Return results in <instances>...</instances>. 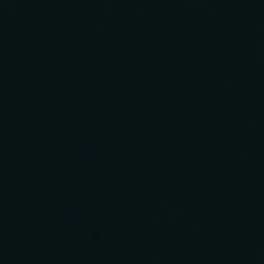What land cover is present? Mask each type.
<instances>
[{"label":"water","instance_id":"obj_1","mask_svg":"<svg viewBox=\"0 0 264 264\" xmlns=\"http://www.w3.org/2000/svg\"><path fill=\"white\" fill-rule=\"evenodd\" d=\"M0 264H264V0H0Z\"/></svg>","mask_w":264,"mask_h":264}]
</instances>
